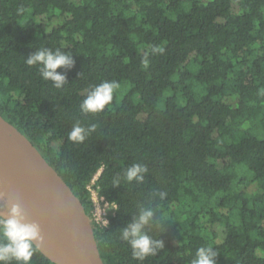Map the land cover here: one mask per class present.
I'll return each mask as SVG.
<instances>
[{"label": "trees", "instance_id": "1", "mask_svg": "<svg viewBox=\"0 0 264 264\" xmlns=\"http://www.w3.org/2000/svg\"><path fill=\"white\" fill-rule=\"evenodd\" d=\"M42 47L75 61L57 69L60 89L24 62ZM113 80L127 86L81 114ZM0 113L90 219L101 169L99 194L117 207L106 227L91 219L104 264H141L119 239L139 205L166 220L148 233L164 249L142 264H190L202 246L216 264H264V0H0ZM76 123L96 125L79 144L67 139ZM133 163L147 166L143 183L112 186ZM32 264L55 263L38 251Z\"/></svg>", "mask_w": 264, "mask_h": 264}, {"label": "water", "instance_id": "2", "mask_svg": "<svg viewBox=\"0 0 264 264\" xmlns=\"http://www.w3.org/2000/svg\"><path fill=\"white\" fill-rule=\"evenodd\" d=\"M0 214L18 202L40 224L39 251L55 264H104L79 198L35 145L0 113Z\"/></svg>", "mask_w": 264, "mask_h": 264}, {"label": "clouds", "instance_id": "3", "mask_svg": "<svg viewBox=\"0 0 264 264\" xmlns=\"http://www.w3.org/2000/svg\"><path fill=\"white\" fill-rule=\"evenodd\" d=\"M161 47H153L152 52L162 53ZM148 53H145V57ZM24 62L28 66H38L40 76L45 81H51L53 87L60 89L67 84L66 75L57 72L58 68L70 69L75 61L72 55L62 51L42 47L30 54ZM145 64L147 59H145ZM120 87L118 81H104L92 87L80 103V112L83 115L97 114L110 105L113 100V93ZM96 130V125L91 124L87 128L79 123L73 125L68 133L67 139L74 144L83 143L91 133ZM148 168L145 165L133 163L125 168L122 174H117L112 179V186L122 185L121 181L137 184L143 183ZM2 195V194H0ZM163 199L166 193L161 191L153 194ZM101 198L100 200H102ZM100 206V205H99ZM102 212L117 207H101ZM105 227L107 220H103ZM166 221V220H165ZM165 221L157 217L152 207L139 205L138 214L133 215L132 220L126 226L120 228L119 239L126 242L131 248V257L134 261L142 262L150 256H156L164 249V242L154 238L148 233L153 228H162ZM159 232V233H160ZM158 233V234H159ZM43 242L40 224L36 221H29L21 204L9 201L7 212L0 214V264H32V257L39 251ZM218 252L213 246H202L195 250L190 264H216Z\"/></svg>", "mask_w": 264, "mask_h": 264}, {"label": "built area", "instance_id": "4", "mask_svg": "<svg viewBox=\"0 0 264 264\" xmlns=\"http://www.w3.org/2000/svg\"><path fill=\"white\" fill-rule=\"evenodd\" d=\"M100 171H101V169L98 170L94 174L91 181L87 184L86 188L89 191V195H90V198L92 200L91 219L95 223H97L98 225L105 227L103 220L108 221V217L110 214H113L114 209L105 210L104 212H102L101 217H100V211H101L100 206L103 207V205L105 203V207L109 208V207H113V206L116 207V204L113 202H109L108 200H106V198L103 195L99 194L98 185L96 184V181H97V178L99 176ZM101 198H103V199L100 200Z\"/></svg>", "mask_w": 264, "mask_h": 264}, {"label": "rangeland", "instance_id": "5", "mask_svg": "<svg viewBox=\"0 0 264 264\" xmlns=\"http://www.w3.org/2000/svg\"><path fill=\"white\" fill-rule=\"evenodd\" d=\"M122 83L126 84L125 86H127V83H126V82H121V83H119V84L121 85ZM190 83L193 84V85L197 84V82H195L193 79L190 81ZM121 88H122V87H121ZM123 88H124V86H123ZM119 95H120V94H119ZM119 99H120V97H119Z\"/></svg>", "mask_w": 264, "mask_h": 264}]
</instances>
